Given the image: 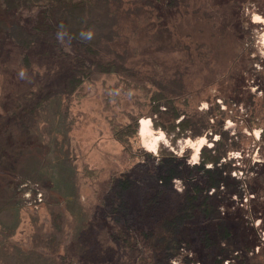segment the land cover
<instances>
[{
    "label": "rangeland",
    "instance_id": "1",
    "mask_svg": "<svg viewBox=\"0 0 264 264\" xmlns=\"http://www.w3.org/2000/svg\"><path fill=\"white\" fill-rule=\"evenodd\" d=\"M182 14L170 19L179 36L174 51L146 27L149 39L124 61L127 70L101 73L89 67V57L76 58L59 31L48 29L43 10L14 9L0 0V264L203 263L208 249L198 242L169 259H157L161 244L147 249L132 238V247L124 245L118 235L123 218L114 211L122 201L115 187L120 178L131 183L123 200L140 210L155 184L160 149H176L172 153L193 166L200 151L191 162L195 150L185 146L177 155L180 145L203 138L200 150L209 149L219 139L210 132L212 141L185 138L174 147L159 141L155 154L143 147L136 130L149 110V93L158 82L177 89L169 82L179 75L194 93V108L209 109L210 123L219 125L214 129L241 147L220 161L243 189L240 198L232 191L224 196L221 220L233 235L243 224L246 240L223 264H264V198L249 188L264 162L258 111L264 106V0H190ZM169 190L165 199L186 191V183L174 179ZM207 222L198 213L189 221L195 232ZM209 223L213 227L214 220ZM212 235L210 264L220 251Z\"/></svg>",
    "mask_w": 264,
    "mask_h": 264
},
{
    "label": "trees",
    "instance_id": "2",
    "mask_svg": "<svg viewBox=\"0 0 264 264\" xmlns=\"http://www.w3.org/2000/svg\"><path fill=\"white\" fill-rule=\"evenodd\" d=\"M1 1L6 7L14 9L37 7L43 10L44 16L48 15V29L50 27L59 31L73 49L75 57L79 60L89 57V67L101 73L127 70L124 61L135 56L136 45H142L149 39L146 27L148 32L154 29L158 42L174 51L179 36L176 23L170 19L177 13L184 16L182 11L186 13V7L190 5V0H168L165 3L168 6L162 3L163 0ZM164 8L168 9V13L164 12ZM144 35L146 36L142 38ZM183 51L190 55L191 48L186 47ZM190 63L193 66V62ZM80 81L78 80L79 83ZM169 83L177 89L158 82L156 88L149 93L150 97L145 104L149 106V110L142 117L150 118L154 129L159 128L165 132L171 147L185 138L204 136L212 141L210 132L211 135H218L219 139L212 141L211 148H201L200 162L193 166L186 165L185 158H178L172 151L160 149L156 158L157 172L153 178L155 184L145 191L143 203L138 211L131 209L130 204L123 200V194L131 188V183L120 178L115 187L122 190L118 192L122 201H119L114 209L123 218L118 235L128 247H132V238H140L142 247L147 249L155 250L157 245H163L164 253L157 259L176 258L181 249L187 248L190 243L198 242L208 249L205 257L201 259L202 264H210V232L213 231L212 237L216 239V246L220 250L213 254L214 264H223V261L228 259L227 253L230 254V251L238 246L240 239L246 240L243 224L237 227L236 237L221 220L224 196L232 191V195L240 198L243 189L240 184H236V179L231 177V173H227V164H221L220 161L227 157L229 151H239L241 147L227 143L224 132L220 128L214 129L215 125H219L216 121L210 123L209 109L200 112L194 108L197 103H194V93L191 88L182 85L185 84L182 75L171 79ZM222 99L226 100L225 97ZM258 111L264 116V106ZM257 127L259 128L255 126ZM262 134L264 135V130ZM263 135L260 138L264 143ZM259 166L262 170L260 179L249 188L250 193L264 198V162ZM194 174H199L200 177L196 179ZM174 179L186 183L187 190L165 199L170 192L167 187ZM227 179L230 180L228 190L225 189ZM162 203L164 205H161ZM165 209L168 211L162 216L161 211ZM196 213L208 220L200 232H195L189 223ZM210 219L214 220L213 227H210ZM239 222H243L242 216ZM226 245L228 249H225ZM247 249L245 246L242 251L246 253Z\"/></svg>",
    "mask_w": 264,
    "mask_h": 264
},
{
    "label": "clouds",
    "instance_id": "3",
    "mask_svg": "<svg viewBox=\"0 0 264 264\" xmlns=\"http://www.w3.org/2000/svg\"><path fill=\"white\" fill-rule=\"evenodd\" d=\"M252 19L254 21H259L261 17L259 15H253ZM262 36H264V33H262ZM262 42H264V40H262ZM152 123L153 122L150 118H140L138 120L139 127L137 129V135L139 136L143 147L155 154L157 152L158 142L163 141L165 145H169V139L165 138V132L163 130H160L159 128L154 129ZM204 142L203 138H199L195 141L185 140L183 144L180 145L177 155H181L184 152L185 146L191 147L195 150L191 157V162H196V153L200 151V146L203 145ZM172 151H176V149H172ZM172 264H176V261L173 260Z\"/></svg>",
    "mask_w": 264,
    "mask_h": 264
}]
</instances>
